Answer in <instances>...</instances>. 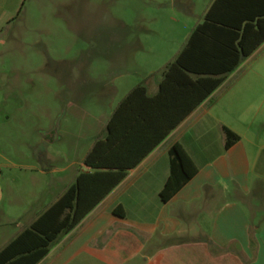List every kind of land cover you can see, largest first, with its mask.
<instances>
[{
  "label": "rangeland",
  "instance_id": "obj_1",
  "mask_svg": "<svg viewBox=\"0 0 264 264\" xmlns=\"http://www.w3.org/2000/svg\"><path fill=\"white\" fill-rule=\"evenodd\" d=\"M208 1L174 21L150 0H0V246L18 228L15 215L52 197L45 185L61 189L84 170L125 94L140 82L157 89ZM241 78L255 79L244 89V106L255 105L244 129L263 140L264 44L215 97Z\"/></svg>",
  "mask_w": 264,
  "mask_h": 264
},
{
  "label": "crops",
  "instance_id": "obj_2",
  "mask_svg": "<svg viewBox=\"0 0 264 264\" xmlns=\"http://www.w3.org/2000/svg\"><path fill=\"white\" fill-rule=\"evenodd\" d=\"M150 1L169 7V19L178 21L181 13L192 17L201 0ZM127 30L136 31L131 23ZM254 81L238 79L218 97L219 88L215 90L36 264H264V139L257 130L244 129L250 125L247 112L255 106H244V89ZM225 126L240 134L228 148ZM176 142L198 171L164 201L160 191L170 173L169 149ZM52 168L42 165L40 171ZM70 183L61 189L45 185L52 197L15 215L18 228L3 245ZM116 206L123 214L114 211Z\"/></svg>",
  "mask_w": 264,
  "mask_h": 264
},
{
  "label": "trees",
  "instance_id": "obj_3",
  "mask_svg": "<svg viewBox=\"0 0 264 264\" xmlns=\"http://www.w3.org/2000/svg\"><path fill=\"white\" fill-rule=\"evenodd\" d=\"M264 43V0H213L163 69L155 92L140 82L111 113L75 180L29 225L0 248V264H36L241 62ZM225 146L240 139L228 126ZM170 173L160 191L170 199L198 171L179 142L169 149ZM114 211L123 214L121 206Z\"/></svg>",
  "mask_w": 264,
  "mask_h": 264
}]
</instances>
